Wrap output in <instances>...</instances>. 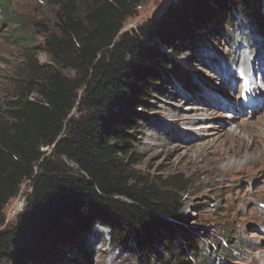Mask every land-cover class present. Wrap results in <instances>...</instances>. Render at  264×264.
Instances as JSON below:
<instances>
[{
	"label": "rangeland",
	"instance_id": "rangeland-1",
	"mask_svg": "<svg viewBox=\"0 0 264 264\" xmlns=\"http://www.w3.org/2000/svg\"><path fill=\"white\" fill-rule=\"evenodd\" d=\"M177 1L139 0L121 32L154 25ZM56 2L7 0L11 15L0 10L2 118L19 95L35 96L20 87L30 67L51 64L45 38L56 28ZM225 12L185 38L178 54L156 38L149 42L166 55L165 65L147 103L135 110L141 119L127 164L161 189L169 188L171 177L182 180L179 218L168 219L180 225L170 240L183 248L170 264H264V0H254L246 12L224 17ZM62 71L74 76L72 69ZM31 188L30 180L23 181L8 200L1 229L15 230ZM13 241L24 254L10 264H161L153 253L164 247L162 238L154 239L145 260L134 241L113 244L101 223L58 246L42 247L38 237L19 233Z\"/></svg>",
	"mask_w": 264,
	"mask_h": 264
},
{
	"label": "trees",
	"instance_id": "trees-1",
	"mask_svg": "<svg viewBox=\"0 0 264 264\" xmlns=\"http://www.w3.org/2000/svg\"><path fill=\"white\" fill-rule=\"evenodd\" d=\"M80 1L57 0L56 28L45 38L51 64L30 67L20 87L35 96L19 95L8 118L0 117V264L23 256L16 233L38 237L42 247L58 246L99 223L113 244L134 241L148 261L145 249L162 238L163 251L153 254L170 264L183 248L170 240L180 225L168 219L179 218L182 180L171 177L161 189L127 164L141 119L135 110L145 106L165 65L166 55L149 42L156 38L178 54L184 39L215 15L246 12L254 0H178L154 25L135 32L121 29L139 0ZM8 9L0 0L3 16L11 15ZM25 180L32 188L15 230L1 229L3 208Z\"/></svg>",
	"mask_w": 264,
	"mask_h": 264
},
{
	"label": "bare ground",
	"instance_id": "bare-ground-1",
	"mask_svg": "<svg viewBox=\"0 0 264 264\" xmlns=\"http://www.w3.org/2000/svg\"><path fill=\"white\" fill-rule=\"evenodd\" d=\"M253 86L254 87H256L254 84H253ZM254 94V93H253ZM184 116V115H183ZM187 119V118H186ZM181 120V119H180ZM183 120H184V118H183ZM186 121V120H185ZM189 121V120H188ZM240 126V128H241V130L242 129H244L245 130V123L244 124H240L239 125ZM262 130H263V133H264V128H262ZM232 137L235 139V140H237L238 138H239V140H240V137H238L237 138V135H235V133H232Z\"/></svg>",
	"mask_w": 264,
	"mask_h": 264
}]
</instances>
